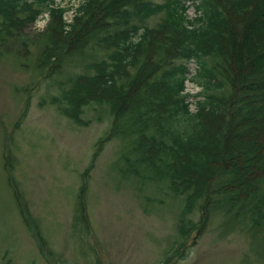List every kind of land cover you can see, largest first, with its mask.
<instances>
[{
    "label": "trees",
    "instance_id": "1",
    "mask_svg": "<svg viewBox=\"0 0 264 264\" xmlns=\"http://www.w3.org/2000/svg\"><path fill=\"white\" fill-rule=\"evenodd\" d=\"M50 1L0 0V45L24 35ZM188 6L80 0L67 28L62 10L53 8L38 65L54 73L67 58L102 52L53 104L79 125L87 122L85 106L107 104L112 137L136 135L135 162L167 176L172 190L187 197L185 212L220 207L264 225V0H202L194 18ZM162 12L156 25L145 23ZM191 58L200 69L188 79L202 97L187 99L185 61ZM188 222L180 223L182 236L195 240L203 225ZM186 249L180 245L168 260Z\"/></svg>",
    "mask_w": 264,
    "mask_h": 264
},
{
    "label": "rangeland",
    "instance_id": "2",
    "mask_svg": "<svg viewBox=\"0 0 264 264\" xmlns=\"http://www.w3.org/2000/svg\"><path fill=\"white\" fill-rule=\"evenodd\" d=\"M45 15L0 45V264H264V225L220 207L185 212L187 197L169 178L135 162L136 135L112 137L107 104L85 106V125L53 104L102 52L67 58L54 73L41 68ZM72 17L62 13L66 28ZM191 220L203 225L195 240L182 236L181 221ZM180 245L186 251L171 263Z\"/></svg>",
    "mask_w": 264,
    "mask_h": 264
},
{
    "label": "built area",
    "instance_id": "3",
    "mask_svg": "<svg viewBox=\"0 0 264 264\" xmlns=\"http://www.w3.org/2000/svg\"><path fill=\"white\" fill-rule=\"evenodd\" d=\"M66 1L70 2V4L68 5V8L61 5L62 3L66 2ZM79 4H80V0H55L54 6L58 7L57 5H61V7L66 8V11H70L72 13V15H73L72 20H73L75 14H76L77 8L79 7ZM45 14H46L45 16L47 17L48 14L47 13H45ZM72 20H70V21H72ZM192 74L193 73H190L189 76H192ZM199 90H200V88L198 86H196L194 83L187 82V91H189L192 94H196ZM190 99H193V98H190Z\"/></svg>",
    "mask_w": 264,
    "mask_h": 264
}]
</instances>
